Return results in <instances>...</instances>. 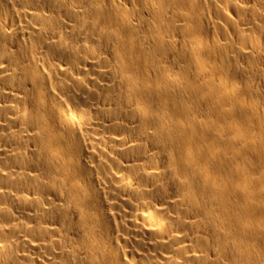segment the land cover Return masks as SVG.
Returning a JSON list of instances; mask_svg holds the SVG:
<instances>
[{
	"label": "bare ground",
	"instance_id": "obj_1",
	"mask_svg": "<svg viewBox=\"0 0 264 264\" xmlns=\"http://www.w3.org/2000/svg\"><path fill=\"white\" fill-rule=\"evenodd\" d=\"M0 264H264V0H0Z\"/></svg>",
	"mask_w": 264,
	"mask_h": 264
}]
</instances>
